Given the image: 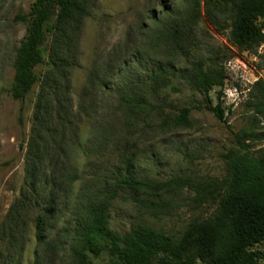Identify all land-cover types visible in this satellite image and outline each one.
Here are the masks:
<instances>
[{
  "label": "rangeland",
  "instance_id": "1",
  "mask_svg": "<svg viewBox=\"0 0 264 264\" xmlns=\"http://www.w3.org/2000/svg\"><path fill=\"white\" fill-rule=\"evenodd\" d=\"M33 1L0 0V264H76L82 241L78 219L88 202L102 201L127 172L137 179H182L192 186L166 187L158 196L118 192L109 205L113 231L125 234L132 227L149 226L178 239L191 221L211 217L217 198L200 201L196 189L225 178L223 155L239 148L235 137L253 155L264 150V117L247 107L251 85L264 78V71L255 66L258 59L237 54L228 31L210 25L202 8L189 24L193 0H86L89 15L70 50L59 51L68 65L59 68L60 74L55 65L36 68L53 77L52 88L46 91L39 82L24 101L16 100L6 90L27 25L14 18L28 13ZM173 19L184 29L176 44L169 29ZM53 39L46 37V45ZM263 50L264 45L258 49ZM199 60L225 69L224 121L198 109L206 102L183 77ZM164 64L173 76L166 85L151 87L150 74ZM217 91L214 87L210 92L213 104ZM47 92L56 99L50 118H44V129L57 131L53 140H46L35 123V104ZM133 95H143L148 106L137 110L128 104L126 97ZM182 108H191L186 127L161 126L165 117L170 121ZM44 161L64 164L54 173L48 166L46 175L56 180L48 178L44 188L39 185L30 192ZM71 172L79 179L63 181L61 174ZM24 194L26 208L13 227L7 214ZM143 198L169 204L152 213L139 204ZM50 202L47 226L38 229L36 217L48 212ZM91 261L106 264V252Z\"/></svg>",
  "mask_w": 264,
  "mask_h": 264
},
{
  "label": "trees",
  "instance_id": "2",
  "mask_svg": "<svg viewBox=\"0 0 264 264\" xmlns=\"http://www.w3.org/2000/svg\"><path fill=\"white\" fill-rule=\"evenodd\" d=\"M86 0H34L30 10L17 14L15 20L26 23V30L13 61V76L7 88L11 98L24 101L27 94L39 82L49 91L54 82L50 75L37 72V67L55 65L57 74L68 65L60 56V49L70 50L71 41L79 32L82 21L89 15ZM203 9L210 25L218 32L228 31V41L237 54L250 53L258 59L255 66L264 71V0H193L187 22L191 24ZM222 16H226L222 19ZM172 43H177L184 29L172 20L170 25ZM46 37L53 42L46 45ZM172 51V48H171ZM174 58V54H171ZM59 63V65H57ZM210 64L199 60L183 75L186 82L202 96L206 102L203 107L219 121H224L225 110L222 103L226 73L223 65L209 60ZM59 69V70H58ZM173 71L166 65L155 68L150 74L151 87L155 84L166 85ZM218 88L217 102L212 103L210 92ZM128 104L133 103L137 110L145 109L148 103L143 95L126 97ZM54 95L45 93L35 104L36 127L45 132L46 140H53L56 129H44L45 116L50 118ZM249 107L256 116L264 117V78L258 77L249 90ZM191 108H182L170 121L165 117L162 127L171 124L174 128L186 127L189 123ZM68 114V113H65ZM52 121L49 122V128ZM64 135V134H63ZM62 135V136H63ZM42 136V135H41ZM239 148L230 149L223 155L225 178L207 182L196 189L200 201L215 200L217 207L211 217L191 221L182 236L172 238L162 231L149 226H136L125 234H119L109 227V205L118 197V192L135 195L158 196L166 187L172 189L192 186L190 181L173 179L166 183L137 179L130 173L120 175L116 187L107 193L99 203L88 202L83 216L78 219V234L81 245L76 253V264H92L91 257L99 259L106 252V264H260L264 262V150L253 155L246 149L244 142L235 137ZM41 164V163H40ZM64 163L44 161L39 174L31 180L32 192L45 181L53 178L47 174L48 166L54 173L56 166ZM45 170L43 171V169ZM50 176V177H47ZM47 177V178H45ZM63 181L73 183L79 179L74 172L61 174ZM53 194L54 191H51ZM35 202H39V196ZM28 197L24 194L15 201L7 214L13 227L19 214L26 208ZM52 201V200H51ZM139 204L152 213L163 210L168 202L150 198L138 200ZM48 203L44 216L37 215V227L47 226L48 214L52 210Z\"/></svg>",
  "mask_w": 264,
  "mask_h": 264
}]
</instances>
